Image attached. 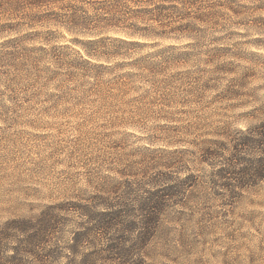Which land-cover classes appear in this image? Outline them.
Segmentation results:
<instances>
[{
	"label": "rangeland",
	"instance_id": "rangeland-1",
	"mask_svg": "<svg viewBox=\"0 0 264 264\" xmlns=\"http://www.w3.org/2000/svg\"><path fill=\"white\" fill-rule=\"evenodd\" d=\"M236 3L241 16L220 12L232 23L174 39L71 24L58 0H0V225L39 222L42 264H78L58 254L72 203L127 176L189 174L144 264H264V181L230 197L201 154L261 117L264 0Z\"/></svg>",
	"mask_w": 264,
	"mask_h": 264
},
{
	"label": "trees",
	"instance_id": "trees-1",
	"mask_svg": "<svg viewBox=\"0 0 264 264\" xmlns=\"http://www.w3.org/2000/svg\"><path fill=\"white\" fill-rule=\"evenodd\" d=\"M216 1L214 4L210 0H58V8L64 9L67 21L74 25L94 22L128 36L180 39L189 37L191 29L232 23V14L244 13L237 0ZM86 3L95 18L83 23L76 13ZM222 11H230V19L224 18ZM254 112L261 117L253 124L226 135L224 141H209L201 150L205 162L211 166L209 182L230 197L264 181V101ZM150 177L143 181L129 176L117 179L115 186L98 188L99 193L92 199L72 203L74 206L68 209L80 220L66 240L58 237V254L63 252L78 264H144L146 250L162 234L163 218L172 206V199L199 181L190 174L181 180ZM34 222L13 218L0 225V264H42L48 258L39 250L45 235Z\"/></svg>",
	"mask_w": 264,
	"mask_h": 264
}]
</instances>
